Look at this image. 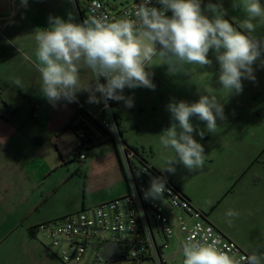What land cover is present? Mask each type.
Masks as SVG:
<instances>
[{"label": "clouds", "instance_id": "1", "mask_svg": "<svg viewBox=\"0 0 264 264\" xmlns=\"http://www.w3.org/2000/svg\"><path fill=\"white\" fill-rule=\"evenodd\" d=\"M27 7L28 0H20ZM160 7L152 6V0H140L124 17L112 21L90 18L82 23L74 22L72 14L67 20L49 16V27L34 31L36 48L35 67L40 75V90L53 106L58 101L76 102L77 94L87 92L89 103L101 100L124 101L134 106L132 97L123 94L125 88L145 87L154 90L153 66L167 65L170 75L182 73L184 65L210 66V50L219 64L218 81L229 94L243 91V79L255 81L254 64L264 66V37L256 36L257 26H264V6L261 0H237L233 8L243 10L246 18L238 30L228 19L221 3H208L202 10L201 0H157ZM171 12V15L166 13ZM155 58L160 63L154 64ZM88 70L93 79L81 82V70ZM187 75V72L183 73ZM101 78L104 83H101ZM23 87L19 78L13 80ZM206 89L197 102L172 101L167 110L174 121L163 131L159 144L171 149L175 155L166 159L162 173H175L176 164L189 171L203 167L204 147L193 137L197 131L191 118L205 122L206 130L214 133L217 120H224L223 105ZM97 93L100 95L97 96ZM201 138L204 130L197 133ZM165 176H153L144 191L145 199L163 200L166 188ZM225 215L232 225L239 213L229 209ZM183 264H264V251L257 249L246 257L224 250L218 240L203 237L188 238L183 245Z\"/></svg>", "mask_w": 264, "mask_h": 264}, {"label": "crops", "instance_id": "2", "mask_svg": "<svg viewBox=\"0 0 264 264\" xmlns=\"http://www.w3.org/2000/svg\"><path fill=\"white\" fill-rule=\"evenodd\" d=\"M64 1L67 4L68 13L72 14L74 22H76L78 15L76 14L74 1ZM234 2L235 0H201V7L205 14L211 17L212 14L207 12L206 5L208 3H221L227 12L224 18L233 23L238 30L243 31L239 26L241 21L246 18V15L239 7L233 8ZM240 2L241 0H237V3ZM261 4L264 6V0H261ZM9 6L8 13L0 14L1 18L8 19L4 32L9 30L16 22L24 7L21 4ZM24 21V18L18 21V24L14 26V30L12 29L13 32L10 31L12 35L15 34L17 36L18 33L19 36L22 34L16 30H21L19 25L22 26ZM254 35L264 37V26L258 25ZM18 36L16 39H20ZM28 48L34 56L36 44L30 45ZM209 59L213 61L210 66L202 68L198 65L193 68L192 72L188 73L190 82L184 89L174 91V99H164L151 105L157 115L152 124V131L159 138L161 133L174 123L170 112L167 110V105L170 102L184 100L191 104L197 102L206 89L210 88L212 90L211 94L215 95L217 100L223 105L225 119H218V127L215 132L209 133L206 130L205 122L198 120L196 117L191 118V123L197 129L193 133V137L204 147L205 163L203 167L195 171H189L182 164H176L175 173H162L160 169L164 166L165 160L172 158L175 153L171 149L162 148L159 142L156 145L151 144L149 158L145 159L150 166L155 168L162 176H165L168 181L184 194L195 209L205 213L207 220L223 235L250 254L253 249L244 244L237 234L229 231L224 226L225 220L229 218L223 213V206L230 199L241 200L245 198L246 201L248 200L246 194L242 192L241 181L248 164L246 161L247 156L243 157L240 155L241 146L237 145L234 149H231L233 156L223 155V166L217 168L215 164H217V159L220 156V150L213 145L216 140L223 141V144L228 142L230 133L225 132L224 122L230 116L237 115L239 112L231 111L230 106H235L236 110L245 107L247 99H243V97H246L249 89L245 82H242L243 91L240 94H229L227 90L222 89L218 81L219 67L217 65L219 64L216 62L214 53L211 50ZM89 75L93 79V74L90 71ZM252 88L255 90L253 93L259 97L256 105L258 110L255 113H257V117H262L264 114V97L263 95L258 96L257 89L255 87ZM88 95L87 92L82 91L77 94V100L88 113L96 114L100 111L102 100L99 103H89ZM99 95L97 93V96ZM4 104L5 106H10V108L12 106L6 101ZM36 106H38V109H35ZM30 109L29 118L23 119V125L19 126V128L11 125L16 120V116L10 117L4 113L0 114V142L3 146L1 150L7 151L3 160L6 165L10 164L13 165V168L15 167V171L11 170L10 173L18 177V185L21 187L20 195L24 203L23 215L25 216L24 219L28 220L25 225L26 233L23 234L22 238L24 242L23 251L25 253L23 257L26 258L22 263L60 264L50 256L48 249L37 243L39 235L34 234L32 236L30 229L62 218L65 214H73V210L81 202L82 183L84 190L82 209L100 206L124 197L127 188L111 142H104L88 150L86 147L81 146L80 140L72 130L66 129L62 131L64 125L73 119L78 112L75 103L61 100L53 106L47 99H43L38 104L30 105ZM34 113L36 114L35 117L33 116ZM113 113L119 121V130L123 141L134 147L133 143L122 131L127 124L123 121L121 101L115 102ZM16 114L17 111L15 112ZM199 130L205 131L203 138L197 134ZM96 134L100 136L98 132ZM241 135L239 134L236 137L239 142H242L244 137L243 135L242 138L239 137ZM12 145L16 146V148ZM84 149L87 152H83ZM80 154L85 156L83 161H79L78 157ZM7 169L8 166L6 167ZM209 175L213 176L214 180L212 183L209 181ZM100 177L106 178V184L98 187L95 192L91 191L93 180ZM70 200L72 208L60 211V207L69 204ZM87 203L89 206L86 205ZM236 212L239 213V216L231 219L237 218L241 220L243 222L241 226L248 227L249 236L255 237L250 210L245 208V210L240 212L238 208ZM262 235H264V227Z\"/></svg>", "mask_w": 264, "mask_h": 264}, {"label": "rangeland", "instance_id": "3", "mask_svg": "<svg viewBox=\"0 0 264 264\" xmlns=\"http://www.w3.org/2000/svg\"><path fill=\"white\" fill-rule=\"evenodd\" d=\"M21 4L20 0H0V14H6L9 12V5ZM67 4L64 0H28L27 7H23L21 14L17 17L16 22L4 32L5 38L0 39V114L4 113L7 116H16V120L11 125L18 127L23 125V119L29 118V112L31 111L30 105L38 104L40 100L46 99L40 90V75L36 70L34 61L35 56L28 46L36 44L34 39V31L43 30L49 27V16H59L62 19H68ZM77 14V13H76ZM25 19L23 25H19L20 29L16 31L22 34L17 36L20 39H16L17 36L12 35V29L18 24V21ZM76 23H79L78 17H76ZM11 31V32H10ZM154 64H159V58H155ZM198 65H184L181 74L170 75L167 71V65L153 66L149 71L152 73V82L156 85L155 89H149L145 87H137L135 89H125L123 91L124 96L132 97L134 106L128 108L125 106L124 101H121V111L123 115V121L127 126L123 127V134L129 138L133 146L141 151L145 158H149L150 146L159 142V138L152 131V124L156 118V113L152 104L160 102L164 99H174V91L178 89H184L190 82L188 73L192 72L194 67ZM219 67V65H217ZM256 77L255 81L244 79L242 82L247 83L248 91L246 97V106L236 110L235 106H230L231 111H239L237 115L230 116L225 120V132L230 133V137L227 143L223 144V141L216 140L213 145L216 146L220 152L217 159L216 167L223 166L222 156H233L231 149L240 145V155L247 156L246 170L242 176V192L246 194L248 200L245 198L241 200L230 199L223 206V213L232 209L236 211L238 208L240 212L250 210L253 229L255 237L249 236L248 227L241 226L243 222L239 219H232V225L229 226L227 220H225L224 226L231 232L238 235V237L247 244L253 251L259 249L264 251V235H262V229L264 227V114L262 117H257L255 111L257 99L259 97L253 93L255 91L252 87H255L258 91V96L264 97V66L257 64L253 65ZM187 72V75L183 73ZM81 82L87 83L92 80L88 70H81ZM19 78L23 87H17L13 84V80ZM104 79L101 78V83H104ZM248 95V96H247ZM11 104L5 106L4 102ZM264 107V106H263ZM17 109V110H16ZM264 109V108H263ZM17 114L15 115V112ZM256 115V116H255ZM31 119V118H30ZM239 136L242 138V142L236 139ZM15 141V140H14ZM241 143V144H240ZM14 146V145H12ZM2 144L0 142V264H24L23 260V234L26 233L25 225L27 219H24L23 207L24 203L21 198V187L18 185V177L11 175L10 171L14 170L13 165H6L3 160L7 151L1 150ZM11 147V146H10ZM16 148V146H14ZM83 152H87L84 149ZM218 163H220L218 165ZM8 169L6 170V167ZM209 181L212 183L213 176L209 175ZM105 177H100L93 180L91 191H97V188L106 184ZM83 183L81 186L80 204L76 206L74 213L82 211V202L84 198ZM86 188V192H87ZM127 193V191H126ZM89 206V204H86ZM72 202L60 207V211H66L72 208ZM91 208V207H90ZM254 210V211H253ZM63 215L62 217L66 216ZM168 215V213H167ZM171 219L173 216L181 215L180 210L176 209L174 212H170ZM153 230L156 232L154 220L151 218ZM226 230V229H225ZM106 237H109L105 233ZM160 237L157 235V240ZM37 243L48 249L50 256L57 260L60 264H65L61 261L60 256L55 254V250L51 247V244L43 236H39ZM92 243H101L98 239L92 238ZM181 241L177 237H173L170 240V247L165 251L168 256L174 253ZM183 252L172 261H167V264H183ZM89 264H109L98 263L95 258H92ZM112 264H130L124 261H116Z\"/></svg>", "mask_w": 264, "mask_h": 264}, {"label": "built area", "instance_id": "4", "mask_svg": "<svg viewBox=\"0 0 264 264\" xmlns=\"http://www.w3.org/2000/svg\"><path fill=\"white\" fill-rule=\"evenodd\" d=\"M73 1L80 23L92 17L108 21L122 18L140 2V0ZM152 6L160 7L157 0H152ZM166 14L170 16L171 12ZM7 23L8 19L0 17V38H5L4 30ZM115 102L102 100L100 111L96 114L88 113L78 100L72 103L115 139L127 184L126 195L103 205L83 208L81 212L41 224L33 229L34 234L45 237L55 250V254L60 256L65 264H85L91 244L95 246L87 264L92 258L98 263L105 262L102 250L106 242L119 244L116 261L130 264H167V261L174 260L183 252L184 242L190 237L195 240L208 237L209 242L213 239L218 240L224 250L235 252L239 257H246L248 253L223 235L207 220L203 212L195 209L187 197L168 181L166 182L168 191L164 193L163 200L144 198V191L149 187L151 177L160 175L153 171L150 164H143L137 153L123 141L113 113ZM35 109H38V106ZM35 115L34 113L33 116ZM80 119H83L82 116L78 117V120ZM139 153L143 155L141 151ZM78 158L79 161H83L85 156L80 154ZM176 209L180 210L181 215L179 217L174 215L172 221L169 213ZM151 218L154 220L156 232L153 230ZM105 233L109 237H106ZM157 235L160 237L159 240ZM173 237H177L181 242L177 250L167 256L165 251L169 249ZM92 238L98 239L101 243H92L90 241Z\"/></svg>", "mask_w": 264, "mask_h": 264}, {"label": "trees", "instance_id": "5", "mask_svg": "<svg viewBox=\"0 0 264 264\" xmlns=\"http://www.w3.org/2000/svg\"><path fill=\"white\" fill-rule=\"evenodd\" d=\"M79 116H82L83 119H80L77 122V119ZM115 119H116V123H117L118 128H119L120 124H119V121H118L116 116H115ZM66 129L72 130L73 133L76 135V137H78V139L80 140L81 146L86 147L88 150H91V149L103 144L104 142H111L114 146V149H115V152H116V155L118 158L120 170L122 172V175H123V178L125 181L124 170H123L121 162H120V158H119L115 139L111 135H109L107 132H105L99 126V124L97 122L93 121L87 113H85L84 111L78 110L76 116L64 125V127L62 128V131L66 130ZM95 131L98 132V134L100 136H97ZM120 135L122 137L121 131H120ZM129 147L137 153L140 161L143 164H149L147 162V160L145 159V157L139 153V150L137 148L131 147V146H129ZM153 171L156 174L162 176L155 168H153ZM166 181H168V180L166 179ZM168 182L170 184H172L170 181H168ZM125 184H126V181H125ZM126 187H127V184H126ZM204 215H206V214L204 213ZM33 229H30V234L32 236H34Z\"/></svg>", "mask_w": 264, "mask_h": 264}, {"label": "water", "instance_id": "6", "mask_svg": "<svg viewBox=\"0 0 264 264\" xmlns=\"http://www.w3.org/2000/svg\"><path fill=\"white\" fill-rule=\"evenodd\" d=\"M94 246H95V244H91V249L89 251V254H88V257H87V260H86L85 264L88 263L91 255H92ZM118 250H119V244L118 243L106 242L103 245V250H102V258H103V260L105 262L109 263V264L114 263L117 260V252H118Z\"/></svg>", "mask_w": 264, "mask_h": 264}]
</instances>
